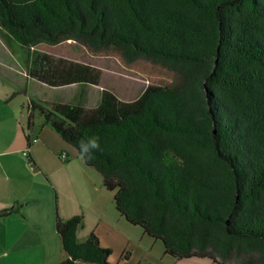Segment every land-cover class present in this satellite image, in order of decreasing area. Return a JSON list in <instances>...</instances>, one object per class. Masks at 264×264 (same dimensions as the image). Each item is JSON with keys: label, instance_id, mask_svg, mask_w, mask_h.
<instances>
[{"label": "trees", "instance_id": "trees-1", "mask_svg": "<svg viewBox=\"0 0 264 264\" xmlns=\"http://www.w3.org/2000/svg\"><path fill=\"white\" fill-rule=\"evenodd\" d=\"M0 29L28 51L29 79L81 99L102 78L91 58L146 79L133 101L104 89L93 108L26 106L27 131L42 118L78 153L99 136L84 163L127 223L177 261L264 264V0H0ZM83 225L57 217L60 264H110L95 234L78 242Z\"/></svg>", "mask_w": 264, "mask_h": 264}, {"label": "crops", "instance_id": "crops-1", "mask_svg": "<svg viewBox=\"0 0 264 264\" xmlns=\"http://www.w3.org/2000/svg\"><path fill=\"white\" fill-rule=\"evenodd\" d=\"M7 56L0 57V212L11 208L20 212L0 219V264H60L66 254L55 228L57 217L77 216L84 219L77 231L79 243L95 234L112 251L110 264H132L136 245L154 239L127 223L116 209L115 193L104 188L101 174L87 167L78 151L45 126L42 118L37 117L27 131L24 111L32 99L23 95V85L8 76L15 67ZM27 135L37 142L29 144ZM164 254L169 257L165 247Z\"/></svg>", "mask_w": 264, "mask_h": 264}, {"label": "rangeland", "instance_id": "rangeland-1", "mask_svg": "<svg viewBox=\"0 0 264 264\" xmlns=\"http://www.w3.org/2000/svg\"><path fill=\"white\" fill-rule=\"evenodd\" d=\"M10 39L0 31V57L4 58L7 53L9 54L10 57L7 56V62L15 68L14 72H10L8 76L23 85V95L28 100L41 98L45 101L80 103L86 108H93L100 101L101 93L104 89L112 91L123 101H133L138 99L147 87L148 83L143 76L125 69L111 58H91V62L102 70V78L98 86H85L86 97L83 99L80 98V93L83 89L81 85L53 88L45 84L42 85L40 82H31V79L26 75L28 51L12 38ZM67 42L74 44L72 40ZM26 113L27 110L24 111L25 115ZM136 229L142 233L140 228ZM129 254L131 253L129 252L125 255V259H128ZM132 254V264H214L208 259L192 258L177 261L170 256L166 257L163 243L157 240H148L147 238H145L143 243L139 242L136 245ZM232 263L240 264L236 260H233Z\"/></svg>", "mask_w": 264, "mask_h": 264}, {"label": "clouds", "instance_id": "clouds-1", "mask_svg": "<svg viewBox=\"0 0 264 264\" xmlns=\"http://www.w3.org/2000/svg\"><path fill=\"white\" fill-rule=\"evenodd\" d=\"M80 159L90 161L95 158V153L101 150L100 138L97 135L89 136L87 139L78 141Z\"/></svg>", "mask_w": 264, "mask_h": 264}, {"label": "built area", "instance_id": "built-area-1", "mask_svg": "<svg viewBox=\"0 0 264 264\" xmlns=\"http://www.w3.org/2000/svg\"><path fill=\"white\" fill-rule=\"evenodd\" d=\"M37 142V139H33V140H31V145L33 144V143H36ZM23 155L25 156V157H28V153L27 152H24L23 153ZM66 158H67V156L65 155V154H62L61 155V159H63V160H66Z\"/></svg>", "mask_w": 264, "mask_h": 264}]
</instances>
